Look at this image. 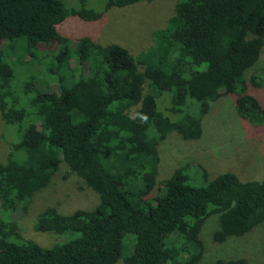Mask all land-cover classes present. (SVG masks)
<instances>
[{
	"label": "trees",
	"instance_id": "trees-1",
	"mask_svg": "<svg viewBox=\"0 0 264 264\" xmlns=\"http://www.w3.org/2000/svg\"><path fill=\"white\" fill-rule=\"evenodd\" d=\"M151 1L105 0L94 9L85 0L73 8L61 0H0V112L18 133L0 162L1 209L27 211L62 163L99 194L90 209L48 206L39 213L36 231L68 233L50 246L26 239L18 221L1 212L0 264H115L130 233L135 246L125 264H201V233L211 222L215 243L264 225V178L243 180L233 171L210 178L199 164L200 178L191 182L186 163L151 197L160 142L174 131L200 139L203 118L221 97L233 95L238 116L264 126V103L249 90L263 88L264 76L247 77L264 46V0H178L153 44L136 55L90 36L72 46L58 31L69 16L97 21L111 8ZM4 44L31 59L61 44L49 68L59 90H39L31 78L16 92L17 69Z\"/></svg>",
	"mask_w": 264,
	"mask_h": 264
},
{
	"label": "rangeland",
	"instance_id": "rangeland-1",
	"mask_svg": "<svg viewBox=\"0 0 264 264\" xmlns=\"http://www.w3.org/2000/svg\"><path fill=\"white\" fill-rule=\"evenodd\" d=\"M177 1L152 0L123 8L114 7L97 21L69 16L58 25V31L71 39L72 46H75L79 37L90 36L102 44H122L136 55L153 44V32L165 26L175 11ZM61 2L66 8H73L79 6L80 0ZM85 2L89 7L101 9L105 0ZM56 45L54 50L46 52L48 56L37 53L33 59L24 55L23 50L18 47L13 52L6 44L2 45L6 59L11 60L17 69L16 92L20 91V85L31 78L39 90H59L58 80L49 73L50 66L57 61L58 49L62 46ZM74 62L75 60L72 65ZM250 70L245 73L246 76L250 71L248 78L252 75L264 76V46L258 63ZM249 90L252 94H257V98L264 103V87L251 88L249 85ZM203 125L204 135L198 140L185 139L174 131L160 142L161 160L157 183L151 197L161 193L163 181L186 163L189 164L187 174L191 182L200 178L199 164L207 169L210 178L226 171L235 172L243 180L264 178V126H253L238 116L233 95L223 96L216 104H212V110L203 118ZM22 127L24 128L23 124ZM17 139L18 133L14 128L6 127L0 112V162H6L12 143ZM98 202L99 194L62 163L50 184L33 196L27 211H4L0 207V213L2 212L1 215L6 219L18 221L21 233L26 239L50 246L55 242L68 240V233L36 231L34 224L40 212L48 206H56L62 213H71L78 208H93ZM213 223L201 233V237H205L207 241V252L201 264H216L219 258L241 256L256 258L257 264H264V225L254 232V235L252 233L230 242L215 243L211 238ZM135 239L136 235L132 233L124 237L122 257L115 264H125V257L133 251Z\"/></svg>",
	"mask_w": 264,
	"mask_h": 264
}]
</instances>
